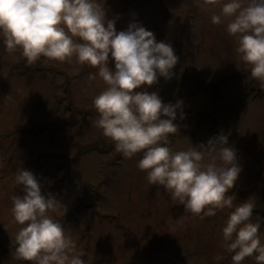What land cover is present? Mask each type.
<instances>
[{
    "label": "rangeland",
    "instance_id": "374dc122",
    "mask_svg": "<svg viewBox=\"0 0 264 264\" xmlns=\"http://www.w3.org/2000/svg\"><path fill=\"white\" fill-rule=\"evenodd\" d=\"M105 7L118 30L139 21L173 45L179 56L173 77L148 88L165 102L184 101L186 117H178L170 147L228 134L243 165L228 191L234 206L255 200L253 212L264 227V86L239 60L227 21L212 23L195 0H107ZM96 71L43 56L28 63L20 50L10 54L0 42V264H30L15 256L20 225L11 208L12 196L22 194L14 183L21 167L66 203L57 219L85 251L87 264H232L221 244L232 209L193 215L163 186L148 183L136 163L140 154L123 157L93 123V97L106 87L98 76L89 81ZM234 74L235 84H219ZM243 264L257 262L248 257Z\"/></svg>",
    "mask_w": 264,
    "mask_h": 264
},
{
    "label": "clouds",
    "instance_id": "9594fccd",
    "mask_svg": "<svg viewBox=\"0 0 264 264\" xmlns=\"http://www.w3.org/2000/svg\"><path fill=\"white\" fill-rule=\"evenodd\" d=\"M106 2L0 0V42L10 54L20 50L28 63L43 56L95 67L89 81L98 76L106 87L93 97L98 113L93 123L116 151L125 158L140 154L136 163L146 171L148 183L163 186L172 200L200 219L232 209L221 229L222 247L231 254L232 264H243L248 257L264 264V227L253 212L256 201L249 197L234 206L235 197L228 191L243 167L237 148L223 131L206 143L170 147L171 134L180 128L178 117H186L184 101L165 102L148 88L160 77H173L179 56L170 42L158 41L139 21L118 30L116 18L107 15ZM195 3L211 13L212 23L227 21L239 60L264 86V0ZM14 183L22 188V194L12 196L13 219L20 225L15 256L30 264H87L85 251L57 219L65 216L66 203L45 192L40 177L25 167L17 170Z\"/></svg>",
    "mask_w": 264,
    "mask_h": 264
},
{
    "label": "trees",
    "instance_id": "16d2710c",
    "mask_svg": "<svg viewBox=\"0 0 264 264\" xmlns=\"http://www.w3.org/2000/svg\"><path fill=\"white\" fill-rule=\"evenodd\" d=\"M238 74H234L233 76H231V77H226V78H224V79H222L221 80V82H219V84L220 85H222V84H227V85H229V84H235L239 79H238Z\"/></svg>",
    "mask_w": 264,
    "mask_h": 264
},
{
    "label": "flooded vegetation",
    "instance_id": "af4514ba",
    "mask_svg": "<svg viewBox=\"0 0 264 264\" xmlns=\"http://www.w3.org/2000/svg\"><path fill=\"white\" fill-rule=\"evenodd\" d=\"M255 260V259H254Z\"/></svg>",
    "mask_w": 264,
    "mask_h": 264
}]
</instances>
